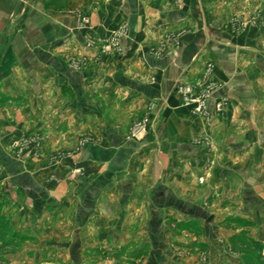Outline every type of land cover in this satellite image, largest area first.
I'll list each match as a JSON object with an SVG mask.
<instances>
[{
  "label": "crops",
  "instance_id": "crops-1",
  "mask_svg": "<svg viewBox=\"0 0 264 264\" xmlns=\"http://www.w3.org/2000/svg\"><path fill=\"white\" fill-rule=\"evenodd\" d=\"M257 206L264 0H0V264H171Z\"/></svg>",
  "mask_w": 264,
  "mask_h": 264
},
{
  "label": "rangeland",
  "instance_id": "rangeland-1",
  "mask_svg": "<svg viewBox=\"0 0 264 264\" xmlns=\"http://www.w3.org/2000/svg\"><path fill=\"white\" fill-rule=\"evenodd\" d=\"M257 207L258 213L252 208L249 215H226L218 221L220 228L207 233V222L198 215L187 221L175 218L180 237L173 246L177 260L171 264H264V209Z\"/></svg>",
  "mask_w": 264,
  "mask_h": 264
},
{
  "label": "built area",
  "instance_id": "built-area-1",
  "mask_svg": "<svg viewBox=\"0 0 264 264\" xmlns=\"http://www.w3.org/2000/svg\"><path fill=\"white\" fill-rule=\"evenodd\" d=\"M180 91L182 92L184 103L193 105L194 110L196 112H204L208 109L209 94L204 93L201 90H199L198 84L187 83L183 85L182 87H180ZM147 127H148L147 117L138 119L134 126V133L136 135L144 133L145 131H147Z\"/></svg>",
  "mask_w": 264,
  "mask_h": 264
}]
</instances>
